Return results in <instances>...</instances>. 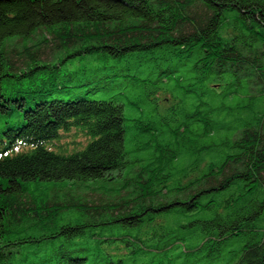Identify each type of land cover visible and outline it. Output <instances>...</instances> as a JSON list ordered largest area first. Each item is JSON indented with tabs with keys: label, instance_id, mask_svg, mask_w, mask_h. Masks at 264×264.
Instances as JSON below:
<instances>
[{
	"label": "trees",
	"instance_id": "1",
	"mask_svg": "<svg viewBox=\"0 0 264 264\" xmlns=\"http://www.w3.org/2000/svg\"><path fill=\"white\" fill-rule=\"evenodd\" d=\"M70 48L102 74L73 86L97 80L86 97L51 99L73 88ZM104 83L122 101L164 91L184 115L139 120L150 136L129 169L133 102L99 99ZM16 116L33 140L90 142L0 162V264H264V0H0V122Z\"/></svg>",
	"mask_w": 264,
	"mask_h": 264
},
{
	"label": "rangeland",
	"instance_id": "2",
	"mask_svg": "<svg viewBox=\"0 0 264 264\" xmlns=\"http://www.w3.org/2000/svg\"><path fill=\"white\" fill-rule=\"evenodd\" d=\"M41 33L43 32H40L38 34L39 41L42 40ZM19 45L21 46L22 44ZM19 45L17 46V48H15L14 53L11 52V55L14 61H16L20 66L22 64V61L21 59H18L20 54L16 50L20 48ZM78 50L79 49L76 48H70L61 52V57L64 59L68 57V60L62 65L60 75H62L65 79L71 80L70 82H67V84L71 85L72 87L77 86L81 82H85V78L87 77H90L91 79L95 75L102 74L93 71L97 66H99V64L93 57H87V55H84V57H74L73 55ZM41 51L43 52V57L47 62L56 61V59L58 58V53L55 52L54 47L45 46L41 49ZM97 82V80H94L92 84L86 85L84 87H73L66 93H56L51 97V99L59 98L64 100H77L80 97H86V90L94 89L91 87ZM151 84L152 87H160L159 84H155L153 81H151ZM102 87H104L102 90L97 91V97L99 99L110 100V98H112L114 101L120 103L133 102L132 105L126 104L125 108V125L127 131L126 144L127 150L128 152H130V154L126 158V160L129 162L127 169L133 167L135 161L139 160V158L141 157L139 156L141 155L140 153H131V151L136 148V144L138 143V141L146 140L150 136L149 134L147 136L143 135V132L141 131V126L143 125L138 123L139 120L142 123L150 122L152 124L158 125L159 123H163L165 121V118L168 119V117L173 114L176 116V118L184 116L181 113V110H177L178 108H176L174 112L171 110L173 101H168L169 98L165 97L163 93L164 91H161L163 97H160L158 96L155 89L149 87L146 91H137L136 93H132L129 98L127 95V99H123L122 101V99L120 100L119 97L120 93L123 90L117 83H104L102 84ZM146 100H149L150 102H148L147 104L138 103ZM72 131L73 132L68 137H66L65 140V142L69 143L70 152L82 148L88 142V139L84 135L77 133L76 129H73ZM71 190L73 191H70V196L77 199L83 198L89 200L90 202L96 203H100L101 201L103 202L110 199L108 196L104 195L103 192L97 191L95 187L87 188L84 186H77L76 189ZM65 216V222L67 223H75L78 221L77 217L73 214L66 213Z\"/></svg>",
	"mask_w": 264,
	"mask_h": 264
}]
</instances>
